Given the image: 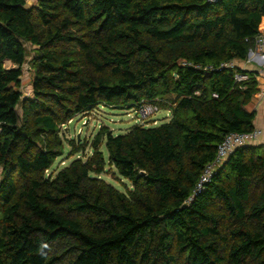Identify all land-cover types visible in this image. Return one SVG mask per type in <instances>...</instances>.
<instances>
[{"label":"trees","instance_id":"trees-1","mask_svg":"<svg viewBox=\"0 0 264 264\" xmlns=\"http://www.w3.org/2000/svg\"><path fill=\"white\" fill-rule=\"evenodd\" d=\"M263 16L264 0H0V264H264V144L197 192L225 136L255 128L258 80L237 61ZM142 102L171 117L72 138L92 153L47 173L68 121Z\"/></svg>","mask_w":264,"mask_h":264},{"label":"rangeland","instance_id":"rangeland-1","mask_svg":"<svg viewBox=\"0 0 264 264\" xmlns=\"http://www.w3.org/2000/svg\"><path fill=\"white\" fill-rule=\"evenodd\" d=\"M28 5L36 4L37 0H27ZM29 50L28 61L23 67V76L21 82V91L23 97L28 96L32 92V79L33 72L30 70V59L33 55L32 46L27 44ZM20 112V108L18 109ZM138 117L140 115L136 112L135 108H114L106 105H101L90 113L80 114L74 117V119L68 121L66 125L62 126V137L64 138V153L59 156L51 169L47 173H56L58 170L64 166H68L74 159L83 157L86 158L92 153L91 145H88L84 152L71 154V146L69 145V140L77 138V142L81 143L89 142L91 143L96 133L101 129V127L107 126L115 134L125 133L130 127L139 123ZM171 117V112L167 109L161 108L154 116L152 120L147 122L150 125L160 124L164 121L169 120ZM156 120V123L154 122ZM102 151L104 152L105 158H108V151L105 144L102 145ZM107 172L102 174L107 182L113 184L115 187L121 191H126L132 187V183L129 179L122 177L115 167L107 165ZM1 171V167H0Z\"/></svg>","mask_w":264,"mask_h":264},{"label":"built area","instance_id":"built-area-1","mask_svg":"<svg viewBox=\"0 0 264 264\" xmlns=\"http://www.w3.org/2000/svg\"><path fill=\"white\" fill-rule=\"evenodd\" d=\"M255 44L257 50L264 53V31L260 30V33L257 34L255 38ZM231 64L234 65V63ZM247 78H249V76L246 73L237 74L238 80H244ZM160 109L161 107L157 103L142 102L135 108L136 112L140 115V117H138L139 123L145 124L149 122L150 120H152L154 114L160 111ZM154 123H156L155 119ZM259 138L264 139V129L262 128H254L250 131L231 132L227 134L223 142L218 147V154L215 161L205 168L200 182L198 183L197 192L203 189L204 185L210 180L217 168L228 156H230L235 151L236 148L248 144H253Z\"/></svg>","mask_w":264,"mask_h":264},{"label":"crops","instance_id":"crops-1","mask_svg":"<svg viewBox=\"0 0 264 264\" xmlns=\"http://www.w3.org/2000/svg\"><path fill=\"white\" fill-rule=\"evenodd\" d=\"M260 30L264 31V16L261 21ZM237 64L247 71L246 74L248 76L253 75L258 80L257 92L247 107L250 110H256L255 128L264 129V53L258 51L256 44H254L247 58L245 60H238ZM253 144H264V139L259 138Z\"/></svg>","mask_w":264,"mask_h":264}]
</instances>
